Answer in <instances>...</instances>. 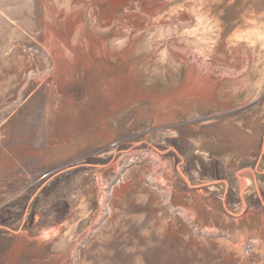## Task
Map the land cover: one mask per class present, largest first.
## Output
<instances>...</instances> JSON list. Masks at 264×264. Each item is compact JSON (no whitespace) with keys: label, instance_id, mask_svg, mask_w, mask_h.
<instances>
[{"label":"rangeland","instance_id":"rangeland-1","mask_svg":"<svg viewBox=\"0 0 264 264\" xmlns=\"http://www.w3.org/2000/svg\"><path fill=\"white\" fill-rule=\"evenodd\" d=\"M0 264H264V0H0Z\"/></svg>","mask_w":264,"mask_h":264},{"label":"bare ground","instance_id":"bare-ground-1","mask_svg":"<svg viewBox=\"0 0 264 264\" xmlns=\"http://www.w3.org/2000/svg\"><path fill=\"white\" fill-rule=\"evenodd\" d=\"M244 5V4H243ZM253 6V5H252ZM244 8H242V10H243ZM253 10V9H252ZM260 15V14H259ZM262 16H263V14H262ZM244 17V16H243ZM250 19V18H249ZM248 20V19H247ZM255 24V23H254ZM236 29V28H235Z\"/></svg>","mask_w":264,"mask_h":264}]
</instances>
